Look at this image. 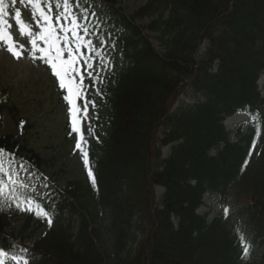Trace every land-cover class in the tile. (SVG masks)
<instances>
[{
	"label": "trees",
	"instance_id": "obj_1",
	"mask_svg": "<svg viewBox=\"0 0 264 264\" xmlns=\"http://www.w3.org/2000/svg\"><path fill=\"white\" fill-rule=\"evenodd\" d=\"M75 1L107 42L108 77L91 96L107 131L83 178L52 186L50 201L28 195L10 184L7 158L38 174L48 161L28 149L29 125L0 78V117H20L25 134L0 137V250L27 199L26 228L39 208L51 217L24 245L29 264H264V0H147L134 17L119 0ZM241 109L249 130L226 127Z\"/></svg>",
	"mask_w": 264,
	"mask_h": 264
},
{
	"label": "rangeland",
	"instance_id": "obj_2",
	"mask_svg": "<svg viewBox=\"0 0 264 264\" xmlns=\"http://www.w3.org/2000/svg\"><path fill=\"white\" fill-rule=\"evenodd\" d=\"M146 2L147 0H119L118 6L127 16L134 17ZM50 3L51 8L49 3L42 2V8L45 14L52 18L51 29L55 35L51 32L45 33L49 24L40 17L39 9L25 0H18L10 8L11 21L5 23L4 35L0 40V77L4 86L13 94L12 102L20 117L26 119L29 125L25 136L23 128L17 122L20 117L15 118L4 113L0 117V137L10 136L20 141L25 136L28 149L48 161L41 174H38L34 169L26 168L19 161L10 158L8 161L13 166L10 184L19 186L28 195L49 201L54 198L50 192L52 186L62 188L83 178L88 169L89 154L96 143V135H103L107 131V110L103 103L93 102L91 96L96 90L92 84L95 80H105L108 77L111 62L106 52L105 37L91 34L94 24L89 23L87 13L75 0L68 1L70 7L67 9L60 0H50ZM17 11L20 12L19 18L15 15ZM77 18L78 24L86 27L87 32L78 29L73 23ZM23 22L31 23L24 35L19 27ZM138 24L146 27L150 24V19H140ZM95 28L101 29L99 22H96ZM73 29H77L78 35L72 34ZM29 31L34 35L29 37ZM39 35L45 36V39H37ZM147 35L158 46L156 36L148 32ZM30 39H37L36 46L28 42ZM86 41L92 42L91 47ZM10 46L13 51L20 52L19 58L9 51ZM49 59L56 63L66 84L71 77L73 98L76 89H82L84 96L76 99V109H82L87 101L92 102L88 104L86 115L77 111L75 118L73 117L71 106L65 99V96L69 95L68 89L60 86V79L54 74ZM85 61L91 63L92 67H87ZM71 68L76 71L73 73ZM88 73L92 74L91 77ZM259 84L262 88L264 76ZM181 100L185 104L189 103L188 99ZM73 119L77 130H73ZM247 122H250V116L239 112L227 121V125L236 127ZM168 152L169 150H165V155H168ZM84 153H87L86 157ZM158 193L161 194L162 190L158 189ZM22 207L24 211L17 210L15 206L13 208L17 215L10 220V226L6 230L12 248L0 257L3 264H24L28 259L24 245L36 242L50 227V216L44 215V210L39 209L33 216L30 227L26 228L30 215L26 200ZM204 210L206 209L202 212Z\"/></svg>",
	"mask_w": 264,
	"mask_h": 264
},
{
	"label": "snow or ice",
	"instance_id": "obj_3",
	"mask_svg": "<svg viewBox=\"0 0 264 264\" xmlns=\"http://www.w3.org/2000/svg\"><path fill=\"white\" fill-rule=\"evenodd\" d=\"M21 2H23V0H21ZM42 2L43 3H49V7L50 8L52 7V5L50 3V0H28V3L29 4L33 5L37 9H39V15L43 19V21L45 23H48L49 24V28L45 29V33H50L51 32L52 35H55V33L53 32V30L51 29V20H52V18L45 14V12H44V10L42 8ZM11 3L12 4L17 3V0H11ZM4 4H5V0H0V13H2L4 11V8H3V5ZM57 6H60V5H57ZM63 7L65 9H67V8L70 7V5L68 3V0H63ZM15 15H16L17 18H19L20 17V12L17 11ZM78 19L79 18H77V20L73 21V23H75L77 25V28L78 29H82L84 32H87V28L86 27L81 26V25L78 24ZM21 34H23L22 31H21ZM72 34L73 35H78L77 29H73L72 30ZM27 35L29 37H31L32 35H34V33H32L31 31H29V33ZM0 39H2V37H0ZM37 39H45V36L39 35V36H37ZM37 39H30V41H28V42H30L32 46H36ZM56 39H58V36L56 37ZM86 43L91 47V45H92V42L91 41H86ZM101 43H103V42H101ZM22 48H23V45H21V49ZM9 51H12L13 52V55L14 56H17V58H19V55H20V52L19 51H13V48L11 46L9 47ZM40 51H43V50L40 49ZM69 54H71V51H70ZM57 55H59V50H57ZM49 63H50V65H51V67H52V69L54 71V74L57 77H59V79H60V86L62 88H67L68 89L69 95L68 96H65V99L68 101L69 105L71 106L70 111L72 112L73 117L75 118L77 111H82L86 115L88 104L89 103H92V102L91 101H87L83 105L82 109L77 110L76 109V99H79L82 96H84V93H83L82 89L77 88L76 89V92H75V98H73V87H72V83H71V77H69V83L66 84L65 81H64V76H62L61 75V72L57 69L56 63H54L53 61H51V59H49ZM71 63L72 62H70V65H71ZM85 63L87 65V67H89V68L92 67V64L89 63L88 61H85ZM71 71L74 73L76 71V69L75 68H71ZM66 74L67 73H65V75ZM88 75H89V77H91L92 74L91 73H88ZM82 79H83V77H81V80ZM93 106H94V104H93ZM73 130H77L76 127H75V119H73ZM77 147H79V145H77ZM84 155L86 157L87 156V153H84ZM85 164H87V160L86 159H85ZM89 174H91V173H89ZM22 203L23 202L17 203L16 207L19 208L21 211H24L25 209L22 207ZM28 210H31V209L29 208ZM224 212H225V215L227 216L228 209L225 208L224 209ZM44 215H47V213L45 212ZM49 223H50V221H49ZM239 239H240V243H241V247L243 249L244 255L246 256L247 255V245H246V243L244 241V237H243L242 234L239 236ZM4 255H5V253L2 250H0V257H2ZM0 264H3V260H0ZM24 264H29V261L28 260H25L24 261Z\"/></svg>",
	"mask_w": 264,
	"mask_h": 264
}]
</instances>
